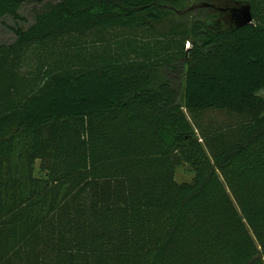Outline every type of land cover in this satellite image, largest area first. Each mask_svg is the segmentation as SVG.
Returning a JSON list of instances; mask_svg holds the SVG:
<instances>
[{"label": "trees", "instance_id": "1", "mask_svg": "<svg viewBox=\"0 0 264 264\" xmlns=\"http://www.w3.org/2000/svg\"><path fill=\"white\" fill-rule=\"evenodd\" d=\"M244 1L216 30L211 0H0V264H264Z\"/></svg>", "mask_w": 264, "mask_h": 264}, {"label": "water", "instance_id": "2", "mask_svg": "<svg viewBox=\"0 0 264 264\" xmlns=\"http://www.w3.org/2000/svg\"><path fill=\"white\" fill-rule=\"evenodd\" d=\"M206 5L214 9L219 17L210 25L216 30L233 29L245 24L253 23L251 4L244 0H211Z\"/></svg>", "mask_w": 264, "mask_h": 264}, {"label": "rangeland", "instance_id": "3", "mask_svg": "<svg viewBox=\"0 0 264 264\" xmlns=\"http://www.w3.org/2000/svg\"><path fill=\"white\" fill-rule=\"evenodd\" d=\"M27 15H28V11ZM30 21L33 22V19L30 18ZM14 39V34L5 29L1 24H0V41H12ZM255 111H256V115L259 118H262L264 116V89H262L261 91H259L258 93V101L255 104ZM14 163H18L17 157H14ZM22 174V173H21ZM24 174V172H23ZM194 176V172L192 171V169L186 165H180L177 168V172H176V178L179 182H183V181H191L192 178ZM156 224L159 226L165 225V220H163V218H159L156 217Z\"/></svg>", "mask_w": 264, "mask_h": 264}]
</instances>
